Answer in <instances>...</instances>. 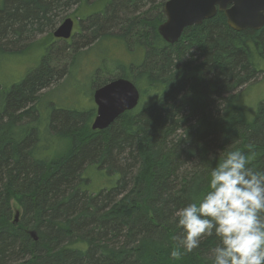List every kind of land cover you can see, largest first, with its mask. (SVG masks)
I'll use <instances>...</instances> for the list:
<instances>
[{"label":"trees","instance_id":"trees-1","mask_svg":"<svg viewBox=\"0 0 264 264\" xmlns=\"http://www.w3.org/2000/svg\"><path fill=\"white\" fill-rule=\"evenodd\" d=\"M81 1L0 0V63L51 36ZM84 1L92 10L74 34L108 46L94 69L108 76L91 78L92 91L125 78L147 104L93 130L94 104L46 102L54 89L41 97L78 55L64 72L43 55L19 78L0 74V264H214L218 238L185 254L176 213L199 203L230 151L255 152L249 167L264 172V98L247 120L235 93L262 71L264 25L236 31L217 10L168 43L157 32L165 0ZM92 168L107 178L95 193Z\"/></svg>","mask_w":264,"mask_h":264},{"label":"clouds","instance_id":"clouds-1","mask_svg":"<svg viewBox=\"0 0 264 264\" xmlns=\"http://www.w3.org/2000/svg\"><path fill=\"white\" fill-rule=\"evenodd\" d=\"M256 153L230 151L210 172L208 191L181 208L178 247L191 253L204 237L218 238L214 264H264V172L249 167ZM178 258V252L171 253Z\"/></svg>","mask_w":264,"mask_h":264},{"label":"rangeland","instance_id":"rangeland-1","mask_svg":"<svg viewBox=\"0 0 264 264\" xmlns=\"http://www.w3.org/2000/svg\"><path fill=\"white\" fill-rule=\"evenodd\" d=\"M95 1L96 0H93L92 2ZM99 6L101 5L99 4ZM90 7L91 4L82 0L80 6L78 5L75 8L76 10H71L68 13L69 17H71L76 23L80 16L91 12L92 9ZM94 7L96 9L101 8L98 7V4H94ZM77 31H79L78 24L74 26L73 34L68 40L56 39L52 35L38 36L35 43L31 41L33 44L29 45L27 51L16 55L13 53L4 59V61L0 63V74L7 79L21 76L28 69H32L43 55L44 58L48 56L49 61L51 59V65L55 70L64 72L67 70V67L70 66L72 58H74L75 55H78L73 68L70 73H68L69 75L67 74V77L57 82V88H55V86H50L49 88L42 90L41 97L46 92L54 89L45 97L46 102L52 100L56 102V104L62 106L78 107L90 111L94 104L93 100H91L93 91L92 83L90 81L91 78L93 79L96 77L98 78L96 82L99 84L102 79L108 76L101 70L97 74L94 73V69L102 57V54L99 53L103 52V48H107L106 50L108 52V46L102 44L96 48L93 47L92 49H88V47L85 46V43H81L84 42V38L74 34V32ZM98 51L99 53H97ZM260 69L262 71L258 74L256 79H254L255 81L253 80L254 82L250 85L243 86L235 92L238 94L237 102L241 106L247 120L252 118L257 104L264 98V60L260 61ZM139 101L141 103H138V107L142 104H147V98H140ZM58 147L60 149L62 148L61 142ZM88 175L91 179V184L89 185L91 192L95 193L104 185H107V180L105 181L107 178L102 176L94 168L89 171ZM11 207L13 217L19 210V206L14 199L11 200Z\"/></svg>","mask_w":264,"mask_h":264},{"label":"water","instance_id":"water-1","mask_svg":"<svg viewBox=\"0 0 264 264\" xmlns=\"http://www.w3.org/2000/svg\"><path fill=\"white\" fill-rule=\"evenodd\" d=\"M164 20L158 24V34L168 43L176 42L185 27L198 25L202 20L223 12L229 27L236 31L247 28L260 29L264 25V0H165ZM73 19L65 17L55 27L52 36L69 39ZM92 100L96 106L91 125L93 130H103L123 113L134 109L140 100L136 85L125 78H115L94 89ZM14 219H18V212ZM35 237V232H30Z\"/></svg>","mask_w":264,"mask_h":264},{"label":"flooded vegetation","instance_id":"flooded-vegetation-1","mask_svg":"<svg viewBox=\"0 0 264 264\" xmlns=\"http://www.w3.org/2000/svg\"><path fill=\"white\" fill-rule=\"evenodd\" d=\"M74 26H76V24H75V21L73 20V28H74ZM73 28H72V32H73ZM70 39V38H69ZM63 40V39H62ZM66 40H68V39H66Z\"/></svg>","mask_w":264,"mask_h":264},{"label":"bare ground","instance_id":"bare-ground-1","mask_svg":"<svg viewBox=\"0 0 264 264\" xmlns=\"http://www.w3.org/2000/svg\"><path fill=\"white\" fill-rule=\"evenodd\" d=\"M93 119H94V118H93ZM92 122H93V120L91 121V125H92ZM91 125H90V126H91ZM13 222L16 223L17 220H15V219L13 218Z\"/></svg>","mask_w":264,"mask_h":264}]
</instances>
